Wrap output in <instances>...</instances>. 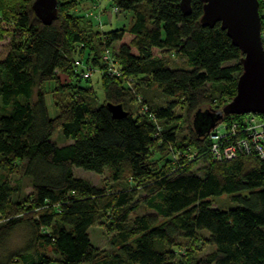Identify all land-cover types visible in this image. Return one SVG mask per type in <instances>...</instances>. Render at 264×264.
I'll use <instances>...</instances> for the list:
<instances>
[{
	"label": "trees",
	"instance_id": "trees-1",
	"mask_svg": "<svg viewBox=\"0 0 264 264\" xmlns=\"http://www.w3.org/2000/svg\"><path fill=\"white\" fill-rule=\"evenodd\" d=\"M32 1L0 0L1 21L12 17L13 24L0 25V41L9 36L0 59V169L20 166L31 186L12 200L19 188L0 177V264H264V160L214 161L208 133L194 128L198 110H219L232 99L242 71V54L220 24L201 25L202 2L192 0L186 15L180 0H111L113 15L130 17L127 26L105 30L113 21H101L99 0H57L50 24ZM168 54L184 66L169 67ZM87 70L98 75L102 102ZM50 80L54 95L67 94L65 103L53 95V117L45 91L34 90ZM153 86L163 104L150 96ZM109 103L126 114L114 117ZM177 105L185 115L175 113ZM180 120L188 124L183 138L176 136ZM57 128L71 142L56 144ZM74 167L106 169L112 182L136 185L106 191L75 176ZM141 206L154 214L131 217ZM107 218L110 246L103 249L89 229ZM18 226L28 233L25 243L5 251Z\"/></svg>",
	"mask_w": 264,
	"mask_h": 264
},
{
	"label": "water",
	"instance_id": "water-1",
	"mask_svg": "<svg viewBox=\"0 0 264 264\" xmlns=\"http://www.w3.org/2000/svg\"><path fill=\"white\" fill-rule=\"evenodd\" d=\"M202 2L201 25L220 24L222 30L241 52L242 71L237 77L236 93L219 110H198L193 116L198 136L209 133L225 115L255 113L264 115V48L261 42V18L258 0H199ZM192 0H180L184 14L191 13ZM31 9L44 24L57 14V0H33ZM112 115L126 114L120 104L107 105Z\"/></svg>",
	"mask_w": 264,
	"mask_h": 264
},
{
	"label": "rangeland",
	"instance_id": "rangeland-1",
	"mask_svg": "<svg viewBox=\"0 0 264 264\" xmlns=\"http://www.w3.org/2000/svg\"><path fill=\"white\" fill-rule=\"evenodd\" d=\"M99 2L101 4L100 6L101 21L107 22L112 16L113 23H111L110 25H105L104 26L105 30H110L115 27L120 28V27H124L128 25L129 17H130L128 13L126 16H125L126 13L113 15L111 13V10H112L111 4H110L112 2L111 0H99ZM88 8H89V5L86 3H84L81 6V9H84V10L85 9L87 10ZM10 18L3 17V21H1L2 19L0 18V25L2 27L7 28L8 30L12 29L13 24L10 22L11 20ZM93 19H94L93 24L95 25V28H98L96 26L97 25L96 19L95 18ZM8 47H9V36L7 34H4L3 39L0 41V59L4 57V55L7 52ZM166 58H167V64L169 65V67L184 66V60L180 56L168 54ZM233 63H236V61H230L227 64L232 65ZM90 77L92 78L93 80L92 83L96 89L97 99L99 102H102L103 101L102 100V95H103L102 85L96 82L98 75L96 77V73L94 72ZM61 81L63 82L62 77H61ZM55 83H56L55 80H50L38 86H35L34 88L35 92L41 91V90L45 91V102H46L48 114L50 117H53L56 114V109L54 106V99H53L54 93L51 91ZM54 96H55V99L60 103L67 102V94H65L64 92H57V94L55 93ZM150 96L152 97L153 101H155L158 104H163L165 101L164 97L163 96L161 97L156 86H153L150 89ZM181 105H177V107L175 108V113L179 115H185V109L182 107L183 105L182 106ZM178 123L181 125V130L180 129L177 130L176 136L178 138H183L186 135H188L187 134L188 124L184 120L183 121L180 120ZM217 130L221 133L223 132V127L218 126ZM51 139L58 145H63V144L71 142L70 138L69 139L66 138L62 134L59 128H57L53 132ZM202 165H203V162L198 161V159H196V161L193 162V167L198 169L197 171L198 175H203L202 170H200V167H202ZM73 172L75 176L86 178L94 185L102 187L106 191H110V192L122 191L124 190L125 187L133 188L136 185L134 184L133 181L129 182L126 179L122 180L121 182H112L111 177L109 176V172L106 169L102 173H95V172L85 170L83 168L74 167ZM21 174L22 172H21L20 166H16L12 171H6L5 169H0V177L7 179L10 185L17 186L19 188L17 192L13 193L12 200H18L20 197H25L31 193V186H30L29 180L23 177ZM222 199H223V196L220 198H217L215 202L213 203L214 206L220 203ZM144 213L154 214V211L148 210L144 206H141L135 212H133L130 216L133 217L135 214H144ZM104 221L105 222H99V223L97 222L95 225L90 227L89 234H90V239L92 243H94L99 248L108 249L110 246L109 245V233H108L107 225L105 223L109 221V218H107ZM27 234L28 233L26 232L23 226H20V227L18 226L14 230H12L6 240V243L4 246L5 251H11V250L20 248L25 243ZM210 250H211V247L206 246L199 253L200 255H204L208 253Z\"/></svg>",
	"mask_w": 264,
	"mask_h": 264
},
{
	"label": "built area",
	"instance_id": "built-area-1",
	"mask_svg": "<svg viewBox=\"0 0 264 264\" xmlns=\"http://www.w3.org/2000/svg\"><path fill=\"white\" fill-rule=\"evenodd\" d=\"M261 42L264 48V27L260 32ZM108 57V51L105 58ZM112 64V62H109ZM78 65V61L75 62ZM115 75L119 72L111 67ZM91 70L84 72V76H90ZM218 126L223 127V132L217 130ZM211 141L209 146L210 157L214 161H226L236 158L239 155L254 156L264 160V116L255 113L242 114L240 120L220 122L208 133ZM193 155H196L193 152ZM195 157V156H193Z\"/></svg>",
	"mask_w": 264,
	"mask_h": 264
},
{
	"label": "crops",
	"instance_id": "crops-1",
	"mask_svg": "<svg viewBox=\"0 0 264 264\" xmlns=\"http://www.w3.org/2000/svg\"><path fill=\"white\" fill-rule=\"evenodd\" d=\"M111 16V15H110ZM112 19V16L110 17V20Z\"/></svg>",
	"mask_w": 264,
	"mask_h": 264
},
{
	"label": "clouds",
	"instance_id": "clouds-1",
	"mask_svg": "<svg viewBox=\"0 0 264 264\" xmlns=\"http://www.w3.org/2000/svg\"><path fill=\"white\" fill-rule=\"evenodd\" d=\"M260 15V14H259ZM261 28H262V25H261Z\"/></svg>",
	"mask_w": 264,
	"mask_h": 264
}]
</instances>
